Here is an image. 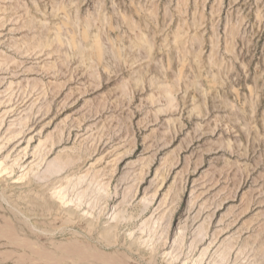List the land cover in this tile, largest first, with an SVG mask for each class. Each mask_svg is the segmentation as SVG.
Wrapping results in <instances>:
<instances>
[{"label": "rangeland", "instance_id": "374dc122", "mask_svg": "<svg viewBox=\"0 0 264 264\" xmlns=\"http://www.w3.org/2000/svg\"><path fill=\"white\" fill-rule=\"evenodd\" d=\"M0 264H264V0H0Z\"/></svg>", "mask_w": 264, "mask_h": 264}]
</instances>
